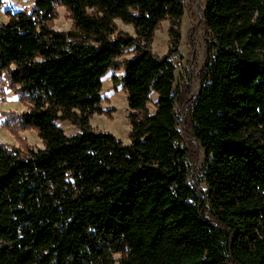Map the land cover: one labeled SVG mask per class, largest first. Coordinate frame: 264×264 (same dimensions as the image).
Segmentation results:
<instances>
[{
    "label": "trees",
    "instance_id": "1",
    "mask_svg": "<svg viewBox=\"0 0 264 264\" xmlns=\"http://www.w3.org/2000/svg\"><path fill=\"white\" fill-rule=\"evenodd\" d=\"M56 4L70 29L52 27ZM183 11V0H34L6 10L0 96L10 88L28 107L5 112L2 126L16 138L33 129L42 146L0 142V264H264V0L206 1L207 53L191 98L187 84L173 86L168 52L148 48L159 21ZM115 18L137 36L115 34ZM129 47L123 143L89 117L108 113L101 76ZM58 120L78 131L66 134ZM197 148L204 190L189 181Z\"/></svg>",
    "mask_w": 264,
    "mask_h": 264
},
{
    "label": "rangeland",
    "instance_id": "2",
    "mask_svg": "<svg viewBox=\"0 0 264 264\" xmlns=\"http://www.w3.org/2000/svg\"><path fill=\"white\" fill-rule=\"evenodd\" d=\"M34 0H1L0 2V24L6 23L8 17L6 10L15 11L19 9L30 10L33 7ZM207 0H183L184 11L177 22H173L169 18H164L157 24L148 48L155 55H162L168 52L175 70L173 86L182 88L187 84L189 88V96L196 95L200 89L198 79L199 70L206 57V29L203 25V10ZM56 17L52 20L51 25L58 30H68L72 27V20L67 9L60 4H56ZM116 26L115 34H126L137 36L133 26L129 23L122 22L115 18ZM173 30H172V29ZM175 31L178 33L177 43L175 45ZM141 43L139 37H136ZM133 47L124 48L121 55L115 59L113 66L109 67L101 76L99 105L108 113H93L89 117V124L95 130H101L113 134L123 143L129 142L130 121L127 107V93L122 87L119 80L123 73V62L126 58L133 56L135 53ZM116 80V82H115ZM3 95L0 96V142L8 146L19 147L20 151L30 147L36 149L42 146L40 138L33 129L27 128L17 131L18 138L7 128L2 126L4 113L7 111L21 112L27 109L28 102L19 98L18 94L10 88L5 87ZM156 108V93L151 91L149 99L146 102V112L151 113ZM175 113L178 118L183 120V114L186 106L176 103ZM141 115V112H136ZM57 125L60 126L66 134H72L78 131V127L68 120H58ZM197 160L192 170V179L198 182L200 189H205L202 164L204 160V152L201 148H197ZM118 254H112L117 257Z\"/></svg>",
    "mask_w": 264,
    "mask_h": 264
}]
</instances>
